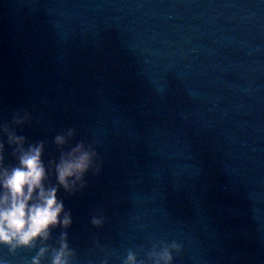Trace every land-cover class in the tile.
<instances>
[{"label": "water", "instance_id": "95a60500", "mask_svg": "<svg viewBox=\"0 0 264 264\" xmlns=\"http://www.w3.org/2000/svg\"><path fill=\"white\" fill-rule=\"evenodd\" d=\"M40 145L60 222L0 264H264V0H0V171Z\"/></svg>", "mask_w": 264, "mask_h": 264}, {"label": "clouds", "instance_id": "9594fccd", "mask_svg": "<svg viewBox=\"0 0 264 264\" xmlns=\"http://www.w3.org/2000/svg\"><path fill=\"white\" fill-rule=\"evenodd\" d=\"M15 143L22 144L23 138L12 137ZM65 137H57L58 144H64ZM20 167L10 173L0 171V242L7 244L29 245L37 237H47L50 226L60 222L63 204L57 200V189H46L44 179L46 169L42 163L43 145L32 147L28 151L21 149ZM92 153L79 145L57 166L58 180L66 189L74 187L75 181L82 179L83 174L92 163ZM70 218L65 217L63 224L67 226ZM99 223V221H96ZM54 260V264H67L64 259L67 245L63 246ZM164 264L171 261L170 253L165 250L161 254ZM130 264H136L135 257H129ZM39 264V261H36ZM159 264V262H158Z\"/></svg>", "mask_w": 264, "mask_h": 264}]
</instances>
